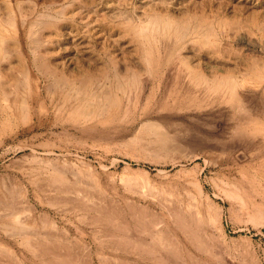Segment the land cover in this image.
I'll return each instance as SVG.
<instances>
[{"label":"rangeland","instance_id":"obj_1","mask_svg":"<svg viewBox=\"0 0 264 264\" xmlns=\"http://www.w3.org/2000/svg\"><path fill=\"white\" fill-rule=\"evenodd\" d=\"M0 264H264V0H0Z\"/></svg>","mask_w":264,"mask_h":264},{"label":"bare ground","instance_id":"obj_2","mask_svg":"<svg viewBox=\"0 0 264 264\" xmlns=\"http://www.w3.org/2000/svg\"><path fill=\"white\" fill-rule=\"evenodd\" d=\"M183 21V20H182ZM177 24V23H176ZM194 27V26H193ZM144 31V30H143ZM177 32V31H176ZM173 34V33H172ZM202 34V33H201ZM186 36V35H185ZM205 39V38H204ZM2 76V75H1ZM36 87V86H35ZM31 88V87H30ZM74 88V87H73ZM77 88V87H76ZM80 88V87H79ZM78 88V89H79ZM37 89V88H36ZM70 90V89H69ZM79 91V90H78ZM36 92V91H35ZM82 95V94H81ZM103 96V95H102ZM235 96V95H234ZM70 97H71V95H70ZM82 98V97H81ZM96 98L97 99H99L97 96H96ZM78 99V98H77ZM95 99V98H94ZM3 100V99H2ZM20 100H22L21 98H20ZM19 100V101H20ZM234 100V99H233ZM103 101V100H102ZM235 101V100H234ZM3 102H5V101H3ZM17 103V102H16ZM19 104H21V103H19ZM24 104V103H23ZM81 104V103H80ZM86 104V103H85ZM22 105V104H21ZM90 105V104H89ZM92 105V104H91ZM26 106V105H25ZM95 106V105H94ZM98 106V105H97ZM21 107H23V106H21ZM91 107V106H90ZM90 107H88V108H90ZM82 108V107H81ZM89 110V109H88ZM91 110V109H90ZM84 111V110H83ZM77 111H75V113H76ZM89 112V111H88ZM82 113V112H81ZM23 115V114H22ZM90 115V114H89ZM242 116V115H241ZM87 117V116H86ZM250 119V118H249ZM252 119V118H251ZM243 121V120H242ZM157 125V124H156ZM165 133V132H164ZM160 134H161V132H160ZM167 143V142H166ZM204 148V147H203ZM204 149H206V148H204ZM209 149H210V146H209ZM15 150V149H14ZM211 150V149H210ZM23 151V150H22ZM181 152H182V150H180ZM201 151V150H200ZM199 151V152H200ZM205 151V150H204ZM207 152V151H206ZM213 152H214V150H213ZM212 152V153H213ZM33 153V152H32ZM209 153H210V151H209ZM197 154V153H196ZM199 154V153H198ZM211 154V153H210ZM204 155V154H203ZM214 155V154H213ZM196 156V155H195ZM207 157V156H206ZM209 157V156H208ZM215 157V156H214ZM209 159V158H208ZM212 159V158H211ZM210 160V159H209ZM199 184H200V182H199ZM198 184V185H199ZM216 189V188H215ZM218 191V190H217ZM222 191V190H221ZM189 194V193H188ZM224 195V194H223ZM236 196V195H235ZM238 196V195H237ZM171 197V196H170ZM227 197V196H226ZM239 197V196H238ZM206 199V198H205ZM234 199V198H233ZM191 202V201H190ZM186 203H187V201H186ZM193 204V203H192ZM191 203H190V205H192ZM212 204V203H211ZM14 205V204H13ZM87 205V204H86ZM178 205H180V204H178ZM186 206V205H185ZM191 207H193V206H189V208H191ZM208 208H209V206H208ZM188 209V208H187ZM192 209V208H191ZM12 210H14V209H12ZM190 210V209H189ZM193 210V209H192ZM198 211V210H197ZM113 212V211H112ZM213 213V212H212ZM4 214V213H3ZM20 213H18V211H12L11 213L10 212H8V214L6 215V217L11 221V222H13V223H15V224H17L18 225V227L20 226L21 228H29V225L27 224V219H26V221L27 222H24V223H22L23 221H22V219H20V218H22V217H20L21 215H19ZM107 214V213H106ZM199 214V213H198ZM207 215H208V212L206 213ZM220 215V214H219ZM24 218V217H23ZM111 218V217H110ZM121 218V217H120ZM220 219V218H219ZM208 220H209V223L211 224H213L216 228L218 227V224H217V222H219V220H218V215L215 213H213V214H209L208 215ZM33 221V220H32ZM213 226V227H214ZM220 226H221V224H220ZM219 226V227H220ZM122 227V226H121ZM20 228V229H21ZM160 228V227H159ZM20 229H18V230H16V231H19ZM119 229V228H118ZM158 229V228H157ZM222 229V228H221ZM221 229H219V230H221ZM23 230V229H22ZM189 230V229H188ZM207 230H209V229H207ZM7 231H10V230H7ZM24 231V230H23ZM27 232V231H26ZM22 233V232H21ZM217 233V232H216ZM11 234V233H10ZM51 237V236H50ZM162 240V239H161ZM195 240V239H194ZM198 241V240H197ZM201 241V240H200ZM43 244V243H42ZM45 247V246H44ZM57 247V246H56ZM11 250V249H10ZM59 250V249H58ZM177 251V250H176ZM9 252V251H8ZM48 252V251H47ZM7 253V252H6ZM58 253V252H57ZM66 253V252H65ZM64 254V253H63ZM177 255H179V254H177ZM55 261V260H54Z\"/></svg>","mask_w":264,"mask_h":264}]
</instances>
